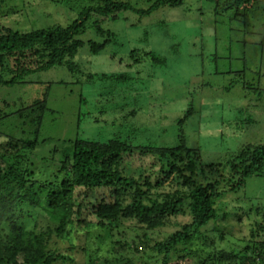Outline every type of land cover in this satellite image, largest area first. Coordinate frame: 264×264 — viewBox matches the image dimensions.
<instances>
[{"label":"trees","instance_id":"1","mask_svg":"<svg viewBox=\"0 0 264 264\" xmlns=\"http://www.w3.org/2000/svg\"><path fill=\"white\" fill-rule=\"evenodd\" d=\"M201 1L215 13L231 12L233 16L229 15L228 21L232 25L241 22L243 27H249L255 23L264 30V0ZM184 2L147 0V5L141 6L125 0H107L104 5H89L68 26L30 30L0 26V93H4L5 88L39 84L31 81L29 76L63 66L78 83H83V88L94 91L99 103L95 119L105 121L107 115L112 114L106 122L117 127L114 136L104 141L80 136L63 140V146L54 148L51 154L53 160L58 157V171L53 175L46 166L41 167L40 174H50V182H34V167L37 166L33 163L28 166V163L41 141L50 93L55 84L67 82L49 80L43 83L46 85L44 92L36 96L31 106L39 109L35 112L25 107L20 112L24 121L18 138L0 142L5 150L0 154V264H80L70 254L52 247L51 236L67 239L77 253L83 252L86 257L95 248L92 246L104 243L106 234L102 235L105 232L126 231L128 226L154 231L173 229L164 240L152 245L148 233L144 238L136 235L138 239L132 244L114 242L123 248H120L122 251L141 255L144 264H189L192 261L193 264H264V210L261 206L252 205L249 211L240 204L246 218L254 222L250 235L242 239L240 249L228 251L223 248V235L211 229L227 215L218 208V201L224 195H242L249 178H260L264 183V138L251 137L256 132L264 136V117L253 114L255 107H247L246 112L239 108L236 118L226 117V122L223 118L217 131L212 129V133L223 138L226 149L217 161L203 162L201 146H196L197 133L201 134L206 122H211L209 118L213 112L204 115L197 108L196 87L192 88V96L190 93L185 95L187 110L183 109L176 119L177 144L160 146L152 139L153 121L160 119L164 114L163 107L175 98V90L167 84L172 80L164 75L165 67L174 64L170 55L174 54L175 46L169 43L162 52L147 50L140 44L130 49L114 48L113 60L129 54L139 64L142 60L147 62L129 65L123 71L107 67L114 70L108 73L95 71L91 65L84 66L76 58L86 43L79 36L91 15L106 19L118 12L133 11L143 18L138 24L142 34H150L151 30H161L165 34L169 22H152L150 15L162 7H179ZM2 10L0 5V14ZM102 32L106 34L104 40L87 41L93 54L102 52L117 38L116 31ZM138 40V43H144ZM256 42L250 41L255 45V56L252 57L258 61L257 67L252 69L253 66L245 63L240 70L228 71L232 78L224 82L227 85L222 88L227 95L243 97L245 105L253 97L264 98V47ZM244 52V48H240L238 53L230 52L224 56L227 60L243 63L247 58L250 60ZM115 65L121 64L118 61ZM204 67L201 63L202 72L200 70L198 75L205 73ZM135 70L139 75L133 74ZM211 84L212 81H203L201 86ZM169 96L172 99L169 100ZM244 113L246 116H241ZM87 114L92 115V112L84 113ZM11 117L0 108V135ZM219 119L214 117L215 121ZM226 128H233L232 134L244 128L245 139L237 147L232 142L227 143L231 135ZM189 136L194 137V145H190ZM147 157L155 159L150 169L143 164ZM44 201L49 204L46 212L54 225L47 231L37 225L26 228L22 210L36 208ZM253 213H258L259 218L253 219ZM78 239L81 244L76 243ZM130 252L126 258L116 256L99 264H134ZM95 258L90 254L88 261L81 260V264H98Z\"/></svg>","mask_w":264,"mask_h":264},{"label":"rangeland","instance_id":"2","mask_svg":"<svg viewBox=\"0 0 264 264\" xmlns=\"http://www.w3.org/2000/svg\"><path fill=\"white\" fill-rule=\"evenodd\" d=\"M94 1L0 0V5H2L3 9L0 14V26L4 25L21 30L68 26L89 5H104L107 2V0ZM125 1H129L134 5H147V0ZM208 8H210L208 4L201 0H185L179 7L168 6L156 10L150 15L149 20L152 22L158 20L169 22L165 34L161 30H151L150 34L146 32L142 34L139 31L141 28L138 27V24L141 23L143 18L133 11L118 12L106 17V19L93 14L87 22L86 29L79 36L86 43L76 55V58H79V61L84 66L88 67L91 65L95 71L108 73L114 71L110 69H121L123 71L129 65L136 66L147 62L142 60L139 64L129 54L117 56L113 60L116 53L114 52V48L130 49L140 44L147 50L155 49V51L162 52L167 48L169 43L175 46L176 50L174 54L170 55L174 64H168L164 70V75L172 80L171 82H167V84L171 90H175V98L163 107L164 114H162L160 119L153 121L152 139L155 144H159L160 146H173L177 144L178 126L176 119L183 109L187 110L186 104L188 99L185 95L190 93L192 96V88L196 87L197 91L195 90L194 96L197 108H200L201 113H204V115L213 112L210 116L211 118H209L211 122H206L201 134L197 133L196 146H201L203 162L217 161L226 149V146L223 145V138L216 132L212 133V129L217 131V127L220 126L223 118L224 122L227 121L226 117L236 118L235 113L241 107V111L243 110V112H246L245 109L247 107H255L256 113L253 114L264 117V98L258 99V97H253L250 102H247L246 106L243 97L237 98L235 94H230L229 92L227 95V92L222 89L227 85L223 83L232 78V75L227 73L228 71L240 70L245 66V63L253 66L252 69L257 67L258 61L252 57L255 56V45L250 44V41L257 40L258 42L256 43L260 47H264L261 46L264 44V30L260 25L255 23H251L249 27H243L244 25L241 22L232 25L228 21V16H233L231 12L228 14L225 12L215 13L216 11L212 9L208 10ZM227 25L233 28L232 30L234 31H231ZM135 26L137 28H133ZM110 29L117 32L115 41L112 42V45L111 43L108 44L102 52L93 54L87 41L104 40L106 34L102 31L107 32ZM138 38L140 41H144V43H138ZM240 48L241 50L244 48V55L249 56L250 60L247 58L243 63L240 61L238 63L226 59V56L230 52L233 54L238 53ZM162 55L164 54L162 53ZM146 59L148 60V58ZM118 61L121 65H115V62ZM230 61L233 62L232 65L229 64ZM201 63L205 65V73L198 75L200 70L202 72ZM107 67H110V69ZM118 71L120 72V70ZM221 72L227 74L221 75ZM133 74L139 75V71L135 70ZM249 75H246V77ZM29 79L40 83H29L23 86L5 88L4 93H0V108L2 112L12 116L2 130L0 142H4L7 138H18L17 134L21 133L22 122L24 121L20 116V112L25 107L35 112L39 109V107L33 106L32 108L31 106L34 99L37 98L36 96L41 94L42 91L44 92L46 87L43 84L44 82L49 80H64L67 82L66 84H55L52 87L48 103L49 110L44 117L41 127V141L35 153L30 155L28 163V166L32 163L37 166L34 167V171L37 174L35 173L33 176V181L36 183L44 181L48 183L50 182V174L41 175L42 171L39 172V168L42 167L44 169L46 166V170L51 171L53 175L58 171V157L55 156L56 158L53 160L51 154L54 148L63 146V140L80 136L104 141L114 136L117 127L106 122L108 115L112 114H108L107 118L104 119L105 121L95 119L99 110V103L93 95L94 91L83 88V83H78L79 81H76L65 67L57 66L47 71L34 73L29 76ZM203 81H212V84L208 87H203L201 86L203 85ZM88 85L90 86V84ZM167 98L168 96L165 98V103ZM170 99H172V96H169ZM128 107L131 108V104ZM235 107L237 108L235 109ZM90 111L92 115H84L85 112ZM150 115L152 114L150 113ZM243 115L246 116L245 113L241 114V116ZM214 117H220V119L215 121ZM231 129L233 128H226L231 135L226 142H232L234 147H237L245 139V129L239 130L240 134L237 132L232 134ZM255 136H258L257 140L264 138L258 132L254 133L251 137L254 138ZM188 140L190 145H194L193 136H189ZM4 151V148L0 146V154ZM44 157L47 160H43L42 158ZM152 163H155V159L153 158L147 157L143 160L146 169H150ZM241 203L249 211L252 205L261 206V209L264 210V183L262 179H258L257 177L249 178L246 190L242 195L237 197L234 195H224L218 201L220 212L227 213V215L223 219L220 218L214 228L211 229L218 235H223L224 240L221 242V245L228 251L233 248L240 249L242 239L250 235V228L254 223L251 218H246V213L240 208ZM48 206L49 204L44 201L36 208H24L22 210V221L25 227L32 229L37 225L44 228V231H47L48 227L53 226V220L46 212ZM252 217L253 219L259 218V214L253 213ZM82 225L86 224L83 223ZM125 230L114 229L113 232H105L102 235L106 234L104 243L92 246V248H95L86 254V257H84L83 252L77 253L67 239H57L56 236L54 238L51 236L49 242L55 249L59 248L60 251H65V254H70L73 258H76L80 264L81 262L83 263L81 260L88 261L90 254L96 257L95 261L99 264L106 259L113 260L116 256H119V258L125 256L126 258L130 255L128 254L130 251H122L121 249L123 248L120 245H115L114 242L116 241H122V243L128 241L129 244H132L134 243V239H138L136 235H141L144 238V234L148 233L149 238L153 241L152 245L156 241L164 240L173 231L172 228L154 231L142 230V228L131 229L129 226ZM82 234L83 232L79 233L78 236L80 237ZM76 243L81 244V240L78 239ZM131 255L134 259V264H144L140 259L141 255H134L132 253ZM189 264H193V261Z\"/></svg>","mask_w":264,"mask_h":264},{"label":"clouds","instance_id":"3","mask_svg":"<svg viewBox=\"0 0 264 264\" xmlns=\"http://www.w3.org/2000/svg\"><path fill=\"white\" fill-rule=\"evenodd\" d=\"M82 13H83V12H82ZM82 13H81V14H82ZM79 17H80V16H79ZM79 17H78V18H79Z\"/></svg>","mask_w":264,"mask_h":264}]
</instances>
